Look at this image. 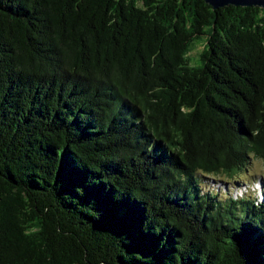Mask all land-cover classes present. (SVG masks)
I'll use <instances>...</instances> for the list:
<instances>
[{
	"label": "trees",
	"instance_id": "obj_1",
	"mask_svg": "<svg viewBox=\"0 0 264 264\" xmlns=\"http://www.w3.org/2000/svg\"><path fill=\"white\" fill-rule=\"evenodd\" d=\"M254 158L263 8L0 0V264H264Z\"/></svg>",
	"mask_w": 264,
	"mask_h": 264
},
{
	"label": "rangeland",
	"instance_id": "obj_2",
	"mask_svg": "<svg viewBox=\"0 0 264 264\" xmlns=\"http://www.w3.org/2000/svg\"><path fill=\"white\" fill-rule=\"evenodd\" d=\"M201 50V46H196L190 53V56L195 59L198 52ZM199 178L202 180L203 188H208V185L210 186V183L212 181L211 178L201 177ZM228 183H225L224 185L232 189L231 192L236 193V195L241 196L242 194L252 192L253 195H257L259 200H264V193L259 194V186L264 190V164L263 162L258 159L254 158L251 159V163L249 164L247 170L240 172L232 179L227 180ZM253 181V182H252ZM217 183H222V181L218 180L215 181ZM238 185V186H236ZM255 190V191H254Z\"/></svg>",
	"mask_w": 264,
	"mask_h": 264
},
{
	"label": "water",
	"instance_id": "obj_3",
	"mask_svg": "<svg viewBox=\"0 0 264 264\" xmlns=\"http://www.w3.org/2000/svg\"><path fill=\"white\" fill-rule=\"evenodd\" d=\"M213 8L226 5L234 6H257L264 9V0H204Z\"/></svg>",
	"mask_w": 264,
	"mask_h": 264
}]
</instances>
